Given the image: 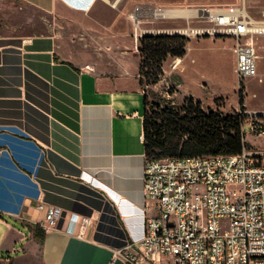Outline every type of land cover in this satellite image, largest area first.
Instances as JSON below:
<instances>
[{
  "label": "crops",
  "instance_id": "1",
  "mask_svg": "<svg viewBox=\"0 0 264 264\" xmlns=\"http://www.w3.org/2000/svg\"><path fill=\"white\" fill-rule=\"evenodd\" d=\"M4 1L52 17L47 34H0V225L7 249L17 241H25L24 252L40 245L42 264H129L146 206L140 38L188 34L205 6L224 1L242 9V0H127L103 20L92 14L99 0ZM129 6L154 14L135 24ZM192 40L184 57L165 62L166 74L182 79ZM176 86L175 98L203 104ZM40 204L63 211L42 242L30 228L45 217ZM82 216L93 224L76 234Z\"/></svg>",
  "mask_w": 264,
  "mask_h": 264
},
{
  "label": "built area",
  "instance_id": "2",
  "mask_svg": "<svg viewBox=\"0 0 264 264\" xmlns=\"http://www.w3.org/2000/svg\"><path fill=\"white\" fill-rule=\"evenodd\" d=\"M205 10L217 27L206 31L234 40L239 93L248 95L250 82L263 80L257 40L264 37V20L244 8ZM140 14L136 6L130 15L135 24ZM249 115L251 131L263 135L264 111ZM143 181L144 231L131 244L129 264H264V151L244 147L234 155L147 157ZM45 208L40 226L58 229L62 209L39 205ZM92 224V218L79 217L75 233Z\"/></svg>",
  "mask_w": 264,
  "mask_h": 264
},
{
  "label": "rangeland",
  "instance_id": "3",
  "mask_svg": "<svg viewBox=\"0 0 264 264\" xmlns=\"http://www.w3.org/2000/svg\"><path fill=\"white\" fill-rule=\"evenodd\" d=\"M126 1L99 0L92 14L98 19L103 20L111 8L115 7L118 3L122 2L123 4ZM242 3V8L253 18L264 20V0H242ZM129 7V9L132 8L130 11L133 13L135 7ZM205 7L231 6L224 1H218ZM145 13L150 16L154 14L153 11H143L141 9L140 15ZM195 20L197 22L194 27L199 29L198 32L195 34H184L190 39L193 37L194 40L190 43L193 51L187 59L188 65L186 71L183 74L181 73L182 79L175 73L166 74L164 71V75L160 81L153 83L152 79H150L151 77H147V73H150L151 69L145 67L142 74V87L148 97L149 115L157 117L167 107L180 114H185L186 109L197 106V101L193 98L174 97L177 92L176 85L180 82L183 96L192 94L201 99L205 106L203 107V104H201L202 108L206 112L210 108L222 113L224 116L233 114L235 111L242 114L245 118L243 133L248 140H245L248 143V148L254 151H264V134L259 135L252 132L249 124L251 118L249 113L251 111H264V38L259 43V53L261 54L259 69L263 80L262 82L257 80L250 82L249 93L248 95H242L244 104H240L239 78L235 73V57L231 49L234 45V40L224 34H209L206 31V29L217 28L214 22L209 19L207 11H200ZM51 22V16L37 9L28 6L21 7L18 4L0 0V34L14 36L47 34L51 29ZM206 35L220 38H218L217 42L201 38ZM196 38L200 39L196 40ZM192 58L195 61H192ZM171 59L172 57H170ZM165 65L168 67V63H164ZM173 101H176V103L173 104ZM17 227L23 229L21 225H17ZM24 233L29 234L28 227L24 229ZM4 234L5 226L0 225V264H42L40 245L35 246L33 251L32 249H28V251L24 252L22 247L25 241H17L14 243V248L15 250L18 248L20 250L9 252L8 249L11 251V245L9 244V240L4 238ZM2 249L4 250L2 251Z\"/></svg>",
  "mask_w": 264,
  "mask_h": 264
},
{
  "label": "trees",
  "instance_id": "4",
  "mask_svg": "<svg viewBox=\"0 0 264 264\" xmlns=\"http://www.w3.org/2000/svg\"><path fill=\"white\" fill-rule=\"evenodd\" d=\"M140 41L142 84L145 67L151 69V76L147 73V77L153 83L159 82L164 75V63L170 57H184L190 38L181 34L144 35ZM148 104L146 94L144 142L148 158L234 155L248 147L243 133L245 118L237 111L226 116L210 108L206 112L197 101V106L186 109L185 114L167 107L152 117ZM240 104H244L241 93ZM30 228L33 237L42 242L46 231L38 224Z\"/></svg>",
  "mask_w": 264,
  "mask_h": 264
},
{
  "label": "bare ground",
  "instance_id": "5",
  "mask_svg": "<svg viewBox=\"0 0 264 264\" xmlns=\"http://www.w3.org/2000/svg\"><path fill=\"white\" fill-rule=\"evenodd\" d=\"M188 11H189V9H188ZM179 12V11H178ZM212 12V14H216L218 11L217 10H214V11H211ZM181 13V12H180ZM184 13H186V12H184ZM191 13V12H190ZM156 14H163V13H160V12H158V13H156ZM165 14H167V12L165 13ZM186 14H188V13H186Z\"/></svg>",
  "mask_w": 264,
  "mask_h": 264
}]
</instances>
